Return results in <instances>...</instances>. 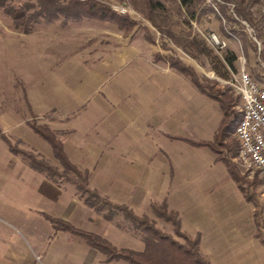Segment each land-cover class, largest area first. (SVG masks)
<instances>
[{
  "label": "rangeland",
  "instance_id": "rangeland-1",
  "mask_svg": "<svg viewBox=\"0 0 264 264\" xmlns=\"http://www.w3.org/2000/svg\"><path fill=\"white\" fill-rule=\"evenodd\" d=\"M97 1L109 5L120 15H127L135 23L132 31H120L106 22L86 21L68 25L45 24L24 34L16 30L11 19L0 12V129L13 146L32 151L57 165L50 147L27 126V122L31 121L30 112L36 117L38 125L48 126L62 142L68 140V143L76 141L67 132L71 130L68 124L86 117L79 127L80 130L83 127L89 129L88 115L94 110L103 108L120 113L128 109L136 113V95L142 81V76L137 78L139 73L136 68L140 58L156 65L167 64L170 58L177 59L196 73L201 84L214 86L220 92L232 93L234 98L236 95L230 84L242 68L259 86L264 85V0L248 3L244 11L246 19L242 20L236 15L239 21L231 18L228 21L222 12V8L226 10L227 7L218 5L216 0H196L188 8L182 6L179 0H155L160 8L152 12L148 11L145 0ZM231 8L234 9V5L228 4L227 15L233 18ZM219 15L225 18L224 27L232 36L223 32ZM246 27L251 29L250 33ZM213 36L221 42L220 45L212 43ZM231 55L235 57L233 67L226 62ZM104 65L110 67L108 70H112L111 73L106 76L96 74L95 70L99 71ZM227 88H230V92ZM169 93L176 110L186 109L188 113L186 125L181 126V136L172 137L170 141L164 136H156L153 142L158 144L159 150L150 148L153 152L150 156L145 154L146 157L142 159H106V149H102V157L95 156V149L89 148L91 134L79 131L76 134L85 152L83 158L87 155L92 159H76L79 163L87 164L89 170L77 165L78 168L87 170L89 174L95 168L94 181L101 188L100 191L96 190L100 196L111 203L113 197L110 198L105 191L116 199L122 196L117 205L127 206L135 215L149 218L157 228L172 234L171 225L156 217L149 204L162 202L157 193L160 181H168L171 185L179 172L180 160L186 159L194 173L193 182L205 184L200 189L202 204L208 211L207 226L203 224L205 231H208L203 235L204 240H209L203 245L205 254H209V248L213 245L211 241L218 234L221 242L215 244L212 253L222 254L225 258L234 255L237 264H263L264 183L256 174L251 172L248 175L237 161L239 144L234 135L231 139L236 141L235 157L232 158L231 152L224 151L218 144L215 147L221 156L230 159L235 166L252 202L231 181L224 164L216 160L211 150L194 144L213 142L222 120V113L215 101L202 95L189 82L183 87L171 86ZM105 98L107 100L102 102ZM62 105L66 109H60L64 108L60 107ZM238 109L237 99L235 110L239 112ZM63 110L69 113L61 116L59 112ZM64 127H68L67 131ZM135 127L133 124L129 128V135H139ZM225 142L230 144L228 140ZM129 143L132 145L130 150L136 153L139 142L129 140ZM20 162L21 158L12 156L0 139V173H13L10 181L6 178L0 180V264H96L97 258L92 257L91 248L84 240L54 230L52 223L46 219V216L51 217L48 215L51 213L40 210L45 203L42 196H34L32 207L36 211H29L26 206L19 212L7 211L5 203L21 197L16 186L18 182L14 183L15 175L21 172L18 168ZM107 173L111 174L112 180H105ZM154 176L159 178V182L154 183ZM62 186L66 197L78 199L81 206L78 205L77 212L71 216L73 209L68 211L70 199H66L63 202L64 213L59 211L60 215L64 214L63 218H51L65 221L83 231L84 227L96 230L118 249H137L141 245L140 233L127 220L121 216L115 217L110 224L103 218L105 222L100 220L96 216L99 214L79 199L73 186L67 183H62ZM88 186L93 189L89 181ZM118 186L124 191L116 189ZM196 196L193 195L194 203ZM154 198L156 201H153ZM163 200L166 201L165 196ZM10 207L17 210L14 206ZM37 217L42 218L49 227L45 244L38 241L33 233V230H38L33 226ZM214 224L217 225L215 229ZM212 233L215 235L212 236ZM61 245H64V252L57 257V247ZM102 263H105L104 257Z\"/></svg>",
  "mask_w": 264,
  "mask_h": 264
},
{
  "label": "trees",
  "instance_id": "trees-1",
  "mask_svg": "<svg viewBox=\"0 0 264 264\" xmlns=\"http://www.w3.org/2000/svg\"><path fill=\"white\" fill-rule=\"evenodd\" d=\"M221 1L227 7L226 10L222 8V12L226 19L231 21V17L227 15L228 4L234 5V13L245 20V7L248 3L257 0ZM179 2L188 8L196 0H179ZM145 4L150 12L160 8V4L155 0H145ZM0 12L11 19L16 30L24 34L33 32L41 25L53 23L68 25L86 21L106 22L126 33L131 32L135 26V23L127 15H120L113 11L109 5L97 0H0ZM223 32L226 33L224 30ZM234 60L235 57L231 55V59L227 57L226 62L233 67ZM167 65L189 79L202 95L218 104L222 113V120L214 134L213 142L194 144L208 147L216 156V160L224 164L228 175L245 198L252 202V198L248 195L246 187L243 186L235 166L230 162V159L221 156L215 147L218 144L224 151L231 152L232 158L237 154L234 148L236 141L232 140L231 137L234 135L239 121V112L235 110L238 97L234 98L232 93L227 91L220 92L214 86L209 87L201 84L196 73L177 59L170 58L167 60ZM227 89L230 90V88ZM24 100L27 103L26 99ZM30 116L31 121L27 122V126L50 147L57 165L51 164L32 151L13 146L0 129V139L5 143L8 151L12 155L20 157L26 166L43 175L49 181L60 186L62 183L73 186L84 205L102 216L105 221L112 222L117 216L127 220L133 229L140 233L143 250L118 249L98 234L77 229L65 221L46 216V219L52 223L54 230L67 232L81 238L88 247L104 257L105 263L123 261L127 264H210L200 251V235L190 237L182 232L179 215L177 212L168 210L165 200L160 204L152 202L150 204L151 211L156 217L171 225L172 234L157 228L149 218L137 216L127 206L113 204L100 196L96 190L91 189L88 186L89 172L79 169L76 164L72 163L64 151L62 141L56 134L48 126L38 125L35 122L36 117L31 112ZM227 140L230 141V144L225 142Z\"/></svg>",
  "mask_w": 264,
  "mask_h": 264
},
{
  "label": "crops",
  "instance_id": "crops-1",
  "mask_svg": "<svg viewBox=\"0 0 264 264\" xmlns=\"http://www.w3.org/2000/svg\"><path fill=\"white\" fill-rule=\"evenodd\" d=\"M137 64H138L136 67L137 73H139L137 78L138 77L140 78L142 76V81L139 85V89H138L139 93H137L136 95V101H137L136 113H133L128 109L126 110L123 109L124 111L121 110L120 113L118 112L115 113L113 110L107 111L106 109L104 110L103 108H101L98 109L97 111L94 110L92 113H89L90 114L88 115L90 121V126L88 125L89 129L83 127L82 130H80L79 127L82 125L81 122H83V120L86 121V117L84 119L76 120L75 122H73L72 123L73 127L70 122V124H68V127H71L70 131L66 130V128L68 127H64V129L68 132V134L74 136V140L76 139V141L70 143H68L69 142L68 140L67 141L64 140V142H62L64 151L72 163L75 164L76 159H92L91 157L88 158L87 155L83 158L85 152L82 151L81 144L79 143L80 138H78L77 137L78 134H76V132L79 131H81V133L83 134H85V132L91 134L92 140L89 145V148L95 149L93 153L95 156L99 155L100 157H102L104 153L102 152V149H106L104 155L105 157H107L106 159H135V158L142 159V157L145 158L146 155L150 156V154L153 152L154 149L156 150L157 148L159 150L158 144L153 142L156 136L157 137L164 136L167 140L170 141L172 137H178V135L180 136L182 135L181 126L183 127L186 125L188 113L186 109L185 110L180 109L179 111L176 110L174 103L172 102L173 97L170 95L169 91L171 86L176 87L177 85H179L180 87L181 86L183 87V86H187L188 82L189 85L191 86L192 83L190 82L189 79L182 76L174 69L170 68L167 64L156 65L152 61L142 58L138 59ZM123 66L124 65H122L121 68ZM108 68L110 67L104 65V67L102 69H99V71L95 70V73L97 74L98 72L99 74L106 76L109 72L111 73L112 71V70L109 71ZM184 89L186 90L185 87ZM106 100L107 99L105 98L102 100V102H105ZM43 107L44 106H42V108ZM60 107H64L60 109H66L64 105ZM68 113L69 111L67 110L66 111L63 110L62 112H59L61 116H65ZM131 124L132 126L133 124L134 126H136L134 130L137 129L139 131V135L137 133H136L137 135L135 133H131L130 135L128 134L129 128L132 127L130 126ZM98 131L100 133L97 134ZM159 139L160 138H158V141ZM129 140L139 142L137 145L140 144V146L136 149V153L135 150L133 151L130 150L132 145L129 143ZM164 143L162 145L166 147ZM83 148H87V147L84 146ZM150 148L152 149L154 148V149L152 150ZM90 153L91 152H89V154ZM180 161H181V165L180 168L178 169L179 172L176 173V177H174V180L172 179L171 185L168 181H167L168 184L167 182L160 181L161 186L160 188L157 189V193H159L160 195L159 199L163 201L165 196L169 210L177 212L180 218V225L182 232L186 233L190 237H195L197 234L200 235V251L202 255L210 262V264H237L236 260L233 258L234 255L233 256L228 255L225 258V256H222V254L220 255V254L212 253L214 251L215 244L221 242L220 238H217L218 234H216L215 232L214 233L216 235L212 233V236L215 235L214 241L213 240L211 241V243L213 242L212 245L213 248L212 246L209 248L210 250L208 255H206L205 254L206 252L203 251V245L206 244L207 241H209L206 239L205 241L203 236L204 233L208 234V231H205L206 227H203L204 225L207 226L206 221L208 219V213H207L208 211L204 207V204H202L203 200L200 196L201 194L200 189L205 184L193 182L195 181V177H194V173L191 172L192 167L188 166V162L186 161V159L184 160L182 159ZM20 163H21L20 167L18 168L21 170V172L17 174V176L15 175L14 183L18 182L16 183V186L20 190L21 197L14 200L9 199V202L5 203V207L7 211L19 212L20 209L23 208L24 206H26V208L29 211H36L32 207L33 205L32 203L35 200L34 196H42L46 204L44 203V207H41L40 209L42 210L41 212L49 211V213H51L48 214L49 216L51 217L59 216L63 218L64 214L60 215L59 211L62 210L63 211L62 213H64L65 203L63 204V202L66 199H70L67 198L65 195L64 186L62 185L60 186L49 181L43 175L33 171L28 166H26L22 160ZM76 165L83 167V169L89 170L87 164L79 163L77 160H76ZM122 170L124 171V168ZM94 171L95 168L90 173L89 184L93 189L100 191L101 188L98 186V184H96V181H94L95 180L94 178L96 176L94 174ZM12 176H13L12 172H10V174L0 173V180H2V178H6L8 181H10V178ZM153 178H156L153 180L154 183L159 182L157 181V179H159L158 177L154 176ZM199 179H201V177ZM105 180L106 181L112 180L111 174L109 175L107 173ZM194 186L196 192L195 191L192 192ZM116 189H119L121 192L124 191L120 186L116 187ZM108 190H111V188H108ZM108 192L105 191V193L108 196H110V198L111 196L113 197L112 203L119 204L121 202L120 200L123 198L122 196L116 199L113 194ZM193 195H197L195 203L193 201ZM153 201H156V198H154ZM69 202L70 203H69L68 211L73 209L71 210L72 211L71 216H72L75 211L77 212L78 207L81 205L78 199L76 200L72 198L70 199ZM10 206H14L15 208H17L18 211ZM46 206L49 208H45ZM75 215L76 214H74L73 218L75 217ZM96 216L97 218L102 220V216L100 215L99 216L96 215ZM74 223L76 224V222ZM106 223L110 224V222H106ZM31 226H32V222H31ZM33 226H35L40 231L39 232L38 230L35 231L33 230V233L38 237L37 240L42 241L44 244L47 243V239L49 237V227L47 223L44 220H42V218L37 217L36 221L33 222ZM209 227L212 226L210 225ZM216 227L217 225L214 224V229ZM83 229L84 231L92 232L104 237L96 230H91L88 228L86 229L85 227ZM140 243L141 245L137 247V249L135 248H131V249L135 251L143 250V243L141 241ZM128 248L129 247H126V249ZM57 250H58L57 257H59L58 254L64 252V245L57 247ZM90 253L92 254V257L96 256L97 258L96 264H105L102 263L103 256L99 252L90 249ZM86 255H88V253ZM113 263L115 264L118 262H110V264ZM88 264H92V262H89Z\"/></svg>",
  "mask_w": 264,
  "mask_h": 264
},
{
  "label": "built area",
  "instance_id": "built-area-1",
  "mask_svg": "<svg viewBox=\"0 0 264 264\" xmlns=\"http://www.w3.org/2000/svg\"><path fill=\"white\" fill-rule=\"evenodd\" d=\"M216 2L218 5L224 4L221 0H216ZM232 8L230 9L232 20L239 21ZM214 10L217 11V8L214 7ZM219 17L224 31L228 33L224 27L225 18L222 15ZM246 28L250 33L251 29ZM212 43L221 44L215 36L212 37ZM230 85L239 99V121L234 132L239 144L237 161L246 173H249L248 175L252 172L264 183V85L259 86L243 68Z\"/></svg>",
  "mask_w": 264,
  "mask_h": 264
}]
</instances>
